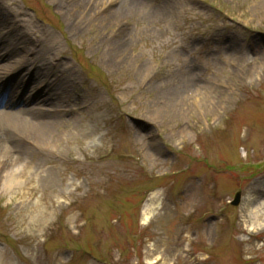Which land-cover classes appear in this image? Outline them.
Masks as SVG:
<instances>
[{
  "label": "rangeland",
  "instance_id": "1",
  "mask_svg": "<svg viewBox=\"0 0 264 264\" xmlns=\"http://www.w3.org/2000/svg\"><path fill=\"white\" fill-rule=\"evenodd\" d=\"M0 37V76L58 89L0 122V264H264V73L227 62L264 58V0H0Z\"/></svg>",
  "mask_w": 264,
  "mask_h": 264
},
{
  "label": "bare ground",
  "instance_id": "2",
  "mask_svg": "<svg viewBox=\"0 0 264 264\" xmlns=\"http://www.w3.org/2000/svg\"><path fill=\"white\" fill-rule=\"evenodd\" d=\"M238 46L241 48L232 49L231 50L232 54L228 58V60L234 61L238 65L239 68H241V67L243 68L244 66H242V65H244L247 62V60L249 59L250 56H252L251 58L253 59V61L251 62V65H250V69L247 71V73H243V71L240 69L239 74H242L245 76H251V78L254 79L256 76H259L260 74L264 73V58L261 57L260 60H257L253 54L250 55L248 53V50H246V48L243 47V45L240 44ZM245 68L246 67H244V69ZM216 74L219 75L218 72H215L214 74H212L211 78H207V80H210L213 83L218 82L219 84H224L222 82V80ZM215 80H217V81H215ZM200 89L203 90L202 91V93H203L202 98L204 99L203 101L206 102L205 104H208V105H210V107H213L212 110L216 112L218 107H214L212 105L218 104L219 101H217V99H216L218 96L217 95L218 93L214 92L212 88L202 87ZM176 101H179L176 92H170L167 94V103H166L167 108H169V106L172 107L171 104H174V102H176ZM2 103H3V101H2ZM8 108H9L8 110H0V122L3 120L8 121V120L13 119V118H16V119L18 118L22 121L25 120L24 122H27L29 124L30 122H29V120H27V118H26L27 116L34 114L35 117H39L38 115H42L40 112L39 113H36V112L31 113V112H26V111H22V110L14 111V110H10L11 109L10 107H8ZM24 113H27V115H25ZM27 123L25 125H27L28 127L27 126L26 127L31 131L36 129V128H41L42 131H44V132H51L52 128H53V126L49 123V120H41V118H39L37 122H34V124L28 125ZM17 127L22 129L21 125H18ZM14 160L15 159H13V158L7 157L6 163L8 165L13 164ZM4 167L1 170L0 174H2L3 170L5 169ZM21 169H23V168H21ZM18 173H19L18 169L11 167V170L6 174V176H4L6 179H3V186L5 189H10L13 187V185H14L13 182L16 181L15 179L17 178ZM259 193H263V192H259ZM251 203H253V204H251ZM156 204H157V202L153 198H152V200H150L146 203L144 210H143V220L145 222H148L149 219L153 216V213H154L153 207ZM250 205L251 206H249L248 211L254 210L257 207L264 205V198L261 199L260 202H257V200H255L254 202L250 201ZM262 213H264V212H262ZM259 227H263V226L259 225Z\"/></svg>",
  "mask_w": 264,
  "mask_h": 264
},
{
  "label": "water",
  "instance_id": "3",
  "mask_svg": "<svg viewBox=\"0 0 264 264\" xmlns=\"http://www.w3.org/2000/svg\"><path fill=\"white\" fill-rule=\"evenodd\" d=\"M239 196H240V194H238V198H237V201L239 200Z\"/></svg>",
  "mask_w": 264,
  "mask_h": 264
}]
</instances>
